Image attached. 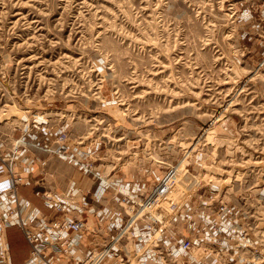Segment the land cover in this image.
Wrapping results in <instances>:
<instances>
[{
    "label": "rangeland",
    "instance_id": "1",
    "mask_svg": "<svg viewBox=\"0 0 264 264\" xmlns=\"http://www.w3.org/2000/svg\"><path fill=\"white\" fill-rule=\"evenodd\" d=\"M60 130L120 202L178 169L172 200L193 190L164 240L193 238L216 201L264 217V0H0V173L23 135ZM5 238L24 264L21 230Z\"/></svg>",
    "mask_w": 264,
    "mask_h": 264
},
{
    "label": "built area",
    "instance_id": "2",
    "mask_svg": "<svg viewBox=\"0 0 264 264\" xmlns=\"http://www.w3.org/2000/svg\"><path fill=\"white\" fill-rule=\"evenodd\" d=\"M28 136L23 135L16 147L2 157L5 162L10 155L9 165L6 164L10 178L8 185L0 188V264H12L10 247L5 238L6 228L12 226L21 230L29 247L24 264H90L92 261L93 264H128L134 254H139L138 264H169L174 261L177 264H264V243L260 238V235L264 237V224L261 223L264 217L246 210L234 212L235 208L223 200L216 201L214 212L199 214L205 228L198 227L193 238L164 240L161 237L162 230H156V226L159 223L164 226L167 209L162 206L159 211L157 208L160 204L157 205L152 197L158 193L163 177L172 169L159 179L145 198L137 200L132 194L122 197L119 204L128 206L129 214L126 211L117 212L115 208L112 211L105 205L103 208H90L86 200L76 198L79 190L74 185L67 193L45 186L37 194L47 207H53L56 213L62 215L61 219L49 221L38 207L20 193V186L32 182L33 169L15 172L14 164H11L26 151V146L24 149L21 147V142L26 143V138L31 137L40 151L55 153L60 159L92 175L91 178L97 183L95 198L99 203L105 196L108 181L100 173L94 172L92 153L83 147L70 145L66 132L57 131L55 138L48 133L43 138L36 134ZM112 189L115 191L112 198L119 199L118 188ZM150 200L149 205L145 206ZM145 215L153 223L141 225V221H146ZM155 234L157 238L152 244L156 245L152 255L154 261H148L145 247ZM161 239L162 243L157 244ZM194 248H203L208 258L193 257ZM98 252L108 261L99 256L97 259Z\"/></svg>",
    "mask_w": 264,
    "mask_h": 264
},
{
    "label": "crops",
    "instance_id": "3",
    "mask_svg": "<svg viewBox=\"0 0 264 264\" xmlns=\"http://www.w3.org/2000/svg\"><path fill=\"white\" fill-rule=\"evenodd\" d=\"M60 160L61 159L58 157L40 151L37 146L30 141L27 143V149L24 154L16 159V166L20 171H25L28 168L33 169V173L31 174L32 182L30 184L20 186L21 196L38 207L45 214L46 219L50 221L62 218V215L60 213H56L52 208L47 207L42 199L37 196L36 193L38 191H43L45 186L47 188L67 193L69 192L71 186L75 185L78 190L81 189V191H85L84 197L86 196V198L90 201V208H103L105 205L115 208L120 213L123 212L121 205L119 204L120 201L117 198L111 199L110 195H106L102 199L101 203L95 202L96 198H93V196L94 192L97 190V186L95 185L97 183H95L91 177H84L80 174H75L72 167H68L66 162H61ZM59 161L60 164L57 163ZM5 172L0 173V187L2 188L8 185L10 178L9 172ZM88 191L89 194L87 193ZM77 193L76 195H78ZM79 196L83 195L79 194Z\"/></svg>",
    "mask_w": 264,
    "mask_h": 264
},
{
    "label": "bare ground",
    "instance_id": "4",
    "mask_svg": "<svg viewBox=\"0 0 264 264\" xmlns=\"http://www.w3.org/2000/svg\"><path fill=\"white\" fill-rule=\"evenodd\" d=\"M46 153L56 156L55 153L54 154L50 153V152H46ZM177 175H178V169H175V170L172 169V171L168 175L164 176L163 177V183H162L161 187L158 189V193L153 195V197H152L155 200V203L157 202V205L160 204V206H159L160 209L162 208V206L165 208V210L167 209L166 213H164L165 216H167L166 222H168L170 220V218L168 219V217H171L172 215H174L175 213H177L179 211V209L182 207V205L185 203V201L188 199V197H190L189 194L193 190V189H190L187 192V194H184V192H181V190H179V193H181V194L178 195L179 194L178 193L177 194L178 196L175 197L174 200H172V195H173V193H176L175 192L176 190L183 189L184 187H186L184 185V183H182V184L181 183L176 184V182L174 183V179ZM183 185H184V187H183ZM49 189L51 190V188H49ZM84 193H85V191L79 190V192L77 193L78 195H76V198L80 201H81V199L86 200L89 203V207H90V201L86 198V196L84 197ZM87 193L89 194V191ZM79 194H82L83 196H79ZM93 198H95V194H94ZM95 202L99 203V201H97V200H95ZM150 202H151V200L147 204H145V206H148ZM50 208H52L54 210L53 207H50ZM108 208L111 209L112 211L114 210L113 207H108ZM159 208H158V210H159ZM116 211L119 212L118 210H116ZM27 214L28 213H26V215ZM97 217L100 218L99 216H97ZM58 219H61V218H58ZM58 219H54V220H58ZM261 223L264 224V218L261 219ZM257 233H258V235H260L259 231H257ZM0 237H1V235H0ZM94 241H95V243L97 242V240H94ZM204 253H205V251L203 248H196V249L194 248L193 257H196L197 259H200V257L207 259L208 257ZM98 256L101 257L102 259H104V261H106V262L108 261V259L104 255L100 254V252H98V254H96L97 259H98ZM93 263H94V261H92L90 264H93ZM138 263H139V257L136 256V254H134L131 257V261L128 262V264H138Z\"/></svg>",
    "mask_w": 264,
    "mask_h": 264
}]
</instances>
